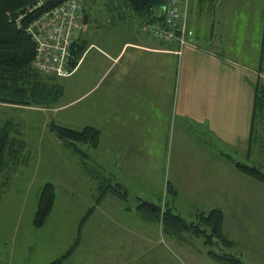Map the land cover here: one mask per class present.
I'll use <instances>...</instances> for the list:
<instances>
[{
  "label": "rangeland",
  "instance_id": "374dc122",
  "mask_svg": "<svg viewBox=\"0 0 264 264\" xmlns=\"http://www.w3.org/2000/svg\"><path fill=\"white\" fill-rule=\"evenodd\" d=\"M218 1L214 12L210 10L211 13L204 12L201 16L196 15L197 3L193 1L191 24L196 26L199 34L207 32L210 24L216 25L206 45L227 58L257 70L258 80L264 84V57L261 62L264 0ZM118 2L120 5L121 0H87L84 7L88 17L86 29L92 27L93 20L105 23L108 7ZM203 37L206 39V36ZM47 76L55 82L67 79ZM67 95L68 99L74 97L73 93L68 92ZM59 101L60 98L52 109L31 107L34 109L29 110L26 108L28 106L0 105V125L12 122L19 132L11 128L10 135L14 132L16 138L26 145L19 150L16 147L9 150L8 163L0 175V264H51L56 261L58 263L55 264H109L113 259L117 262V256L114 258L113 255L122 251L127 253V256L121 257L124 261L122 264L128 263L130 259H133L130 264H235L211 259L207 254L209 250L232 254L241 260L240 264H264V183L237 171L231 160L230 165L241 178L232 181L235 193L230 184L223 180L218 183L224 184L228 193H221L217 189L198 190L203 188L205 181L197 171L191 169L192 161L188 167L181 165L180 180H170L171 174L177 170L176 165L180 166L183 161L179 156L176 162L178 153L183 151L177 147L181 138L175 127L189 123L193 134L198 129H204L191 122H180V119L175 126L172 116L170 123L168 117L165 118L167 125L163 130L161 145L156 149H148V159L154 160V163L146 162L151 167L147 177L129 180L127 175L117 172L122 181L120 183L129 192L127 201L106 195L95 205L85 224L80 225L87 210L94 206L93 195L84 188V185L91 186L92 181L82 173L83 165L79 157L64 142L65 147L59 145L60 141L49 127L54 123L80 130L90 126V117L84 116L88 119H82L76 116V109L82 103L61 111L54 109ZM40 109L44 110L37 111ZM80 147L87 155L88 152L93 154L92 148L86 145ZM226 150L234 162L256 167L262 162L259 142L250 146L248 141L245 151L233 147ZM89 157L81 158L88 166L95 167ZM62 159L67 163L66 172L61 169ZM109 167L112 166L109 164ZM143 171L146 172L145 169ZM189 174L191 176L187 178ZM47 182H51L55 188V202L44 225L36 227L33 218L37 199L43 184ZM167 183L175 189L174 195L167 193ZM69 184H74L72 191L67 186ZM139 199L159 206L160 212L164 204H172L176 209L174 211L187 221L193 219L195 211L208 212L211 207L219 206L224 210L222 231L233 244L229 247L208 246L203 243L202 236H194L189 232L182 233L179 238L170 237L162 231L157 221H147L153 223L147 228L150 238L141 241L138 236H146L144 229L127 230L121 224L124 217L145 220L135 208ZM107 216H111L114 223ZM75 242L76 247L70 253L69 249ZM121 245L126 251L120 250Z\"/></svg>",
  "mask_w": 264,
  "mask_h": 264
},
{
  "label": "crops",
  "instance_id": "0c3cea01",
  "mask_svg": "<svg viewBox=\"0 0 264 264\" xmlns=\"http://www.w3.org/2000/svg\"><path fill=\"white\" fill-rule=\"evenodd\" d=\"M189 3L191 11L194 4L192 0ZM108 11L107 21L98 23L93 20L90 29H86V16V26L84 24L79 40L84 50L73 73L59 78L67 79L58 81L62 95L54 108L61 111L82 103L81 109H76V116L82 119L89 116L90 126L100 130L97 148L93 149V154L88 152L90 163L101 166L118 183L122 181L117 172L127 175L129 180L146 178L148 169H151L146 162L154 163L148 159V149L161 145L167 125L165 118L168 117L170 123L172 116L175 126L180 119V122H191L204 129L196 130L198 137L190 132L189 123L175 127L181 138L177 147L183 151L178 153L176 162L179 156L183 161L180 166L176 165L177 170L171 174L170 180H180L181 165L188 167L192 161L191 169L205 181L203 188L198 190L227 192L224 184L218 183L223 180L235 193L232 181L241 178L220 152L226 153L230 147L238 151L248 148L254 86L259 79L257 70L208 47L211 24L207 32L204 31L205 35L203 32L199 37L195 36L193 43L184 46L179 53L175 42L150 37L142 29L147 18L127 11L122 0L120 5L119 2L110 5ZM188 19L190 25V12ZM68 92L74 97L68 99ZM59 145L65 147L61 141ZM61 165L62 172H66L65 160H61ZM82 173L92 181L90 174L84 170ZM67 186L70 191L74 188V184ZM84 188L93 195L92 182L91 186L84 185ZM213 208L224 212L219 206ZM107 218L114 223L111 216ZM122 219L121 224L127 230L144 229L146 236H138L139 240L150 238L147 228L153 223L127 217ZM123 249L121 245L120 250ZM113 256H117V262L113 259L109 264H122L121 257L127 253L122 251ZM132 261L130 259L126 264Z\"/></svg>",
  "mask_w": 264,
  "mask_h": 264
},
{
  "label": "trees",
  "instance_id": "16d2710c",
  "mask_svg": "<svg viewBox=\"0 0 264 264\" xmlns=\"http://www.w3.org/2000/svg\"><path fill=\"white\" fill-rule=\"evenodd\" d=\"M34 1L0 0V105L52 109L62 95V89L54 79L34 70L31 66L35 49L34 43L26 31V27L33 18V12L30 9ZM189 1L186 24L192 33L191 42L193 43L195 36L199 37V33L196 26L194 27L188 23L190 12ZM192 1L197 3L196 15L198 16L203 15L204 12H214L217 9L218 0ZM122 2L127 11L138 16H145L147 18L146 20H150L152 19V9L162 4L164 0H122ZM193 12L194 7L192 8L191 15ZM20 16L22 18L18 20ZM211 27L213 34L214 26ZM262 38L264 39V16ZM83 50L84 48L78 44L74 51L72 66H75ZM263 55L264 42L262 40L261 62H263ZM12 124V122L7 121L0 125V175L8 163L9 150L13 147H16L18 150L25 148L24 143L16 138L14 132L12 136L10 135L11 128L12 131L19 132V128L13 127ZM49 129L58 140L62 143L64 142L69 147L74 155L79 157L83 165V170L90 174L92 178L94 206H91L87 210L80 225L85 224L95 205L106 197V195H114L124 202L127 201L129 192L126 187L113 180L100 167L95 166L92 169V166H88L81 158L83 156L88 158V155L82 150L80 145H86L92 149L97 148L101 135L99 129L93 126H84L82 129L77 130L54 123L51 124ZM194 134L199 137L196 132ZM255 142H259L262 160L259 167L243 164L238 161L234 162L229 154L220 153L234 163L237 171L254 181L264 183V84L259 80H257L254 86L249 145L251 146ZM166 189L170 195L176 193L175 189L169 183H167ZM54 202L55 188L53 184L51 182L44 183L37 199L36 212L33 218V224L36 227L44 225L52 211ZM147 202H142L139 199V203L135 207L138 211L137 213L146 221L159 222L162 231L170 237L179 238L182 233L189 232L194 236H202L203 243L208 246L229 247L233 244L226 238L222 231L223 212L219 208H213L208 212L195 211L193 219L187 221V219L174 211L176 209L172 204H164L161 212L157 213ZM79 231L80 229H78ZM76 242L70 247L69 252L75 249ZM70 253L67 252V254ZM207 254L217 262L223 263L231 261L235 262V264L241 263V260L236 256H232V254H220L214 250H209ZM55 263H58V261ZM55 263L53 262L51 264Z\"/></svg>",
  "mask_w": 264,
  "mask_h": 264
},
{
  "label": "built area",
  "instance_id": "2783aa9c",
  "mask_svg": "<svg viewBox=\"0 0 264 264\" xmlns=\"http://www.w3.org/2000/svg\"><path fill=\"white\" fill-rule=\"evenodd\" d=\"M82 0H35L33 18L26 27L34 43L31 66L49 76L67 77L72 73L74 51L84 29L86 15ZM188 0H164L152 9V19L142 29L162 42H175L179 53L191 44L187 28ZM22 16L18 17V20Z\"/></svg>",
  "mask_w": 264,
  "mask_h": 264
},
{
  "label": "water",
  "instance_id": "95a60500",
  "mask_svg": "<svg viewBox=\"0 0 264 264\" xmlns=\"http://www.w3.org/2000/svg\"><path fill=\"white\" fill-rule=\"evenodd\" d=\"M86 1H87V0H82V3H83L84 6L86 5ZM147 204H148L151 208H153V209L155 210V212H157V213L160 212V207H159V206H157V205H155V204H152V203H149V202H147Z\"/></svg>",
  "mask_w": 264,
  "mask_h": 264
}]
</instances>
